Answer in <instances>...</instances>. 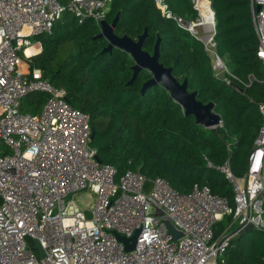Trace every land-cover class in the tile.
<instances>
[{
  "label": "built area",
  "instance_id": "built-area-1",
  "mask_svg": "<svg viewBox=\"0 0 264 264\" xmlns=\"http://www.w3.org/2000/svg\"><path fill=\"white\" fill-rule=\"evenodd\" d=\"M111 2L0 0V264H224L237 232L264 230V102L258 104L262 125L243 176L234 173L230 155L219 165L205 156L207 166L232 183L234 206L208 185L184 193L139 170L118 176L113 164L96 159L89 115L28 63L42 49L38 36L50 33L64 12L81 23L92 19L101 29ZM156 2L171 15L164 0ZM193 3L199 18L187 30L203 42L214 76L244 90L257 79L240 78L218 51L211 0ZM251 11L264 65V0H251ZM33 92L48 94L38 114L21 109L22 98ZM227 147L231 151V143ZM79 191L92 192L94 200L82 207L69 197ZM225 215L239 226L216 234ZM167 220L184 235L173 239ZM115 231L125 237L139 231L134 249L127 251ZM34 239L45 250L43 258Z\"/></svg>",
  "mask_w": 264,
  "mask_h": 264
},
{
  "label": "trees",
  "instance_id": "trees-1",
  "mask_svg": "<svg viewBox=\"0 0 264 264\" xmlns=\"http://www.w3.org/2000/svg\"><path fill=\"white\" fill-rule=\"evenodd\" d=\"M164 3L170 16L156 0H112L106 20L111 22L119 13L116 33L132 38L147 29L143 47L151 53L160 38V61L171 66L177 78H188L189 89L197 91L198 100L215 102L222 115L221 126L206 128L196 123L195 116L186 114L161 84L143 94L142 87L152 73L143 69L129 83L135 64L131 54L118 47L104 51L109 42L98 36L99 26L92 19L81 23L69 11L50 33L38 36L42 49L28 59L29 66L41 68L44 78L65 88L71 106L89 115L94 132L90 145L103 162L116 167L118 176L128 169L139 170L148 178L166 179L184 193L191 192L195 184L208 185L234 206L232 183L208 167L205 156L219 165L230 155L234 173L243 176L262 125L258 104L264 102V65L257 56L251 0H211L218 51L240 78L247 80L253 74L257 79L242 86L244 90L214 76L203 42L179 22L183 18L189 24L199 18L193 0ZM47 99L46 92L30 93L22 98L21 109L38 114ZM227 217L233 219L225 215L216 234L224 230ZM223 257L224 264H264V230H240Z\"/></svg>",
  "mask_w": 264,
  "mask_h": 264
},
{
  "label": "water",
  "instance_id": "water-1",
  "mask_svg": "<svg viewBox=\"0 0 264 264\" xmlns=\"http://www.w3.org/2000/svg\"><path fill=\"white\" fill-rule=\"evenodd\" d=\"M257 9H260V5H257ZM119 15L118 13L111 22L107 20L102 21L101 31L98 36L105 37L109 42L108 46L104 48V51H112L114 47H118L130 53L135 60V64L133 65L134 73L129 83H132L136 79L141 70L147 69L152 73V77L144 83L141 91L143 94L151 86L161 84L170 92L171 97L184 107L186 114H193L195 116L196 123L206 128H214V126L219 125L222 122V115L216 111L215 102L209 101L203 103L198 100L197 91L189 89L188 78L185 77L183 80L177 78L173 73V68L171 66H165L160 61V38L156 41L152 53L145 50L143 45L148 35L147 29L137 38H132L128 34L119 35L115 31ZM179 20L182 25H188V20L183 18ZM93 136L94 132L91 134V139ZM96 159L100 163L103 162L98 154L96 155ZM166 223L168 234L173 239L177 240L184 235L183 231L177 228L171 221L167 220ZM138 233L139 231L131 237H125L115 231L116 237L125 244L127 251L134 249L136 246ZM34 248L38 250L39 257L43 258L45 256V250L41 247L37 239H34Z\"/></svg>",
  "mask_w": 264,
  "mask_h": 264
},
{
  "label": "rangeland",
  "instance_id": "rangeland-1",
  "mask_svg": "<svg viewBox=\"0 0 264 264\" xmlns=\"http://www.w3.org/2000/svg\"><path fill=\"white\" fill-rule=\"evenodd\" d=\"M199 32L202 33V27L199 28ZM24 60L27 61V59ZM217 126L218 125L214 126V128H216ZM69 197L75 198L82 207H86L94 200L95 196L92 192L89 191H79L76 193H72ZM225 224L227 225V227L230 226V232L239 226L238 221L233 222V219L230 220L228 217L225 219Z\"/></svg>",
  "mask_w": 264,
  "mask_h": 264
},
{
  "label": "crops",
  "instance_id": "crops-1",
  "mask_svg": "<svg viewBox=\"0 0 264 264\" xmlns=\"http://www.w3.org/2000/svg\"><path fill=\"white\" fill-rule=\"evenodd\" d=\"M209 128H213V127H209ZM217 225H218V224H217ZM229 227H230V226L227 227V225H226L225 228H224V230H226V229L230 230ZM217 228H218V227H217ZM217 228H216V229H217Z\"/></svg>",
  "mask_w": 264,
  "mask_h": 264
},
{
  "label": "bare ground",
  "instance_id": "bare-ground-1",
  "mask_svg": "<svg viewBox=\"0 0 264 264\" xmlns=\"http://www.w3.org/2000/svg\"><path fill=\"white\" fill-rule=\"evenodd\" d=\"M33 51V49L32 48H30L29 50H28V52L30 53V52H32Z\"/></svg>",
  "mask_w": 264,
  "mask_h": 264
}]
</instances>
